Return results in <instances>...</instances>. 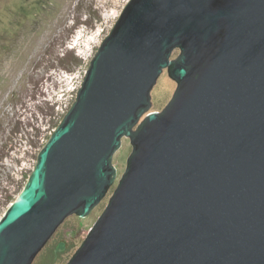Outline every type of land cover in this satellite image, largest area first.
Returning a JSON list of instances; mask_svg holds the SVG:
<instances>
[{
  "label": "water",
  "instance_id": "1",
  "mask_svg": "<svg viewBox=\"0 0 264 264\" xmlns=\"http://www.w3.org/2000/svg\"><path fill=\"white\" fill-rule=\"evenodd\" d=\"M166 70L177 89L151 111ZM124 136L67 264H264V0H130L0 219V264L99 204Z\"/></svg>",
  "mask_w": 264,
  "mask_h": 264
},
{
  "label": "rangeland",
  "instance_id": "2",
  "mask_svg": "<svg viewBox=\"0 0 264 264\" xmlns=\"http://www.w3.org/2000/svg\"><path fill=\"white\" fill-rule=\"evenodd\" d=\"M129 1L0 0V219L23 190ZM179 54L176 48L173 58ZM169 76L166 70L154 85L151 111L162 110L175 94L177 82ZM131 152L124 136L112 157L117 176L106 196L87 216H68L32 264L70 261L106 208Z\"/></svg>",
  "mask_w": 264,
  "mask_h": 264
},
{
  "label": "clouds",
  "instance_id": "3",
  "mask_svg": "<svg viewBox=\"0 0 264 264\" xmlns=\"http://www.w3.org/2000/svg\"><path fill=\"white\" fill-rule=\"evenodd\" d=\"M73 49H77V45L76 44H74Z\"/></svg>",
  "mask_w": 264,
  "mask_h": 264
}]
</instances>
